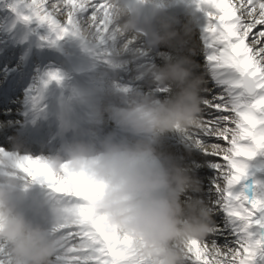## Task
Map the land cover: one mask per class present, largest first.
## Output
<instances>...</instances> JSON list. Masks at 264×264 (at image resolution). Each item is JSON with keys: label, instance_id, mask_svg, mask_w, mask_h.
I'll list each match as a JSON object with an SVG mask.
<instances>
[{"label": "clouds", "instance_id": "1", "mask_svg": "<svg viewBox=\"0 0 264 264\" xmlns=\"http://www.w3.org/2000/svg\"><path fill=\"white\" fill-rule=\"evenodd\" d=\"M105 4L111 14V36L136 32L138 21L129 0H105ZM139 4L156 8L155 0H139ZM154 23L155 29L147 28L151 43L171 45L178 36L172 23L160 14ZM75 37L86 47L93 45L87 30ZM141 75L166 94L129 91L119 105L103 111L93 105L92 128L74 133L62 154L47 161L58 176L80 175L87 181L92 188L90 210L103 218L108 231L130 241L136 259L146 264H185L192 243L204 242L213 227L202 201L182 199L197 191L198 185L185 167L161 149V139L166 133L185 134L202 126L204 80L194 73L187 57L149 65ZM105 112L121 135L95 132ZM21 159L16 152L0 153V259L3 264H53L54 230L35 222L24 210L25 186L30 181L17 167ZM54 211L63 216L62 209ZM221 253L217 246L207 251L209 257Z\"/></svg>", "mask_w": 264, "mask_h": 264}, {"label": "snow or ice", "instance_id": "2", "mask_svg": "<svg viewBox=\"0 0 264 264\" xmlns=\"http://www.w3.org/2000/svg\"><path fill=\"white\" fill-rule=\"evenodd\" d=\"M30 13L22 17L46 25L60 39L92 34L96 45L113 40L111 14L105 0H19ZM205 12L204 29L206 74L220 91L202 96V126L185 134L192 143L224 163L216 162L218 205L235 222L237 248H227L216 257L207 254L209 244L193 242L188 249V264H251L258 247H264V187L253 190L234 186L246 178L243 162L264 149V0H195ZM15 7V6H13ZM90 12V15H87ZM67 17L61 22L57 16ZM57 79L55 75L51 77ZM161 92L165 90L160 89ZM205 92L208 89L204 88ZM212 109L208 119L205 109ZM232 124L234 127L226 125ZM201 136L223 140L210 146L200 143ZM210 147V150H209ZM17 167L27 176L47 182L53 192L68 197L55 233L53 264H146L135 258L130 241L106 229L87 203L92 188L80 175L58 176L47 160L24 156ZM211 246H216L214 243ZM203 258V259H202ZM3 264V259H0Z\"/></svg>", "mask_w": 264, "mask_h": 264}, {"label": "bare ground", "instance_id": "3", "mask_svg": "<svg viewBox=\"0 0 264 264\" xmlns=\"http://www.w3.org/2000/svg\"><path fill=\"white\" fill-rule=\"evenodd\" d=\"M156 1L164 7V3L161 0H156ZM8 2H9V0H0V37H2L5 40L8 39L9 36H7V35L9 33L7 34L6 32L10 31V29H14L15 34L24 35V36H25V32L28 30V32H30V33H37L39 35L40 43H42V44H43V42L51 43V44L59 45V47H60L59 48L57 46V47H53V48H47V49H49V51L47 50V51L40 53V54H34L33 63H35V66H36V63L40 60H42L41 61L42 64L45 61L44 63L45 64L47 63L48 65H50V63L57 62L56 54H59V55H60V53L65 54V50L63 48L62 42H64L66 39H71V40L77 39L73 35H65L62 39H56L55 35L49 31V29L46 25L39 24L34 19H30L28 21H25L22 18L24 16L30 15V13L26 7L21 6V3L19 2V0H16V2L13 5H9ZM233 2H234V0H233ZM184 3H185L184 0H176L175 8L177 9V12L175 10V20L173 21V26L176 27V25L177 26L180 25V26H182V28H184L185 22H187L188 19H190V18H195V19L197 18L198 19L197 24H199V25L203 24L204 25L202 18L200 16H197L194 14L193 7H192V9L187 8L189 5L188 4L189 2L185 5H184ZM174 4H175V2H174ZM194 4H195V0H193V2H192L193 6H194ZM13 6H15V7H13ZM17 7H18L19 12H18V10H16ZM13 9H15L16 12H13ZM57 19L60 20L61 22H64V21H66L67 17L65 15L64 19H61L60 17H57ZM205 27L206 26L204 25L203 28H200L199 30L197 29L200 36H198V37L194 36V39H196V40H198V38H199V41H196V40L194 41L195 47L197 49H202V51H205V48L201 42V41H203ZM262 27L263 26H257V29H255L254 31H258ZM122 38L121 39L120 38H114L113 39L114 43H112V45L110 47H108V45H105L104 52H110L109 48H112L111 49L112 54L116 53L115 56L124 57L125 53L123 54V52L121 50L123 43H121V41H120V40H122ZM5 43H6V47H8L9 44L11 43V41L9 42V44H8V41H6ZM15 43H17V40L15 41ZM24 43L29 45L30 40L28 37H26ZM18 46H20V41H18ZM128 52H129V50L126 51V54H128ZM100 58L104 59V60H110V59H105L104 57H100ZM66 60H69V56L66 57ZM196 60H198V62L195 64H192L193 69H194V73L203 78V80H204L203 87L204 88L206 87L208 89V91H209V89H211V90H216L219 92L220 90L213 86L209 77L206 74L205 59L203 57H200V59H196ZM72 61L74 64H72L71 68H68L67 66H65V64L63 63L62 60H61L62 63L58 62L57 64L60 65L61 67H63L62 66V64H63L64 68L67 67V69L72 70V72L79 70V72H80L79 74H83V75L77 77V79H81L82 81L87 80V81H89L88 84L91 85L92 87H94V89H92V91H91V98L94 97L95 87L99 86L100 89L98 90L97 93L95 92L97 94V97L99 98L100 96L104 95V96H102L103 102L109 101L110 97H108L107 92L102 90V86L100 85L101 84L100 79L106 80V76L112 75L114 73V71L109 69V68L105 69V67H96V68L90 67L87 70H80V69L87 68L86 65H88V64H86V62L80 63L79 59L76 58L75 56H72ZM130 62H131V64L129 67L132 66L131 67L132 71L129 73V75L131 77H134V76L136 77V75L141 74L143 72V70H144V64L143 63L141 64L140 62H134L133 60ZM111 63H114L115 68L117 67L119 69L123 66V64H125L124 61L122 60V58L116 60L115 62L111 61ZM20 64H22V61L18 62V65L16 64L14 66L15 68L18 69L19 72H20V70H22V69H20L22 66ZM11 70L12 69L7 70V67H6V69L2 73H5V71L10 72ZM50 71L51 70L49 69L46 72V74ZM44 75L45 74L43 73L42 76H44ZM49 75H50V73L47 74V76H49ZM98 75H101V77H98ZM141 80L146 86H150V83H149V80L147 77L142 76ZM16 81H18V80H16ZM107 83H105V84H107ZM70 86H69V92L71 93L70 99L79 100V97L75 98L72 96V92L74 90H77L76 86L75 85H70ZM36 87L37 86H30V92H32ZM133 88L139 89L140 86H133ZM11 92H15V91L13 89H9L7 91L8 94H11ZM205 95H206V92L203 91L202 96H205ZM209 99H210V97H209ZM7 102L8 101L3 100L4 104H7ZM212 111H213L212 109L206 108L204 113H203V118L208 119V113H210ZM193 131H195V129H193ZM215 140L216 139L214 137L213 138L208 137V136H201L200 137V143L202 145H205V146H207V145L210 146L211 144L215 143L214 142ZM209 149H210V147H209ZM260 151L262 154L264 153V149H260ZM172 152L174 154H180V152L177 150V148H173ZM201 158H202V156H200V154L198 152H195L192 150L191 152L184 154V159L181 156V159L178 160L177 162H179L182 166H189V168H187V170L189 171L190 175L195 179V181L198 185L197 191L190 192L191 193L190 195L193 196V198L189 197V199H199L200 201L207 203L209 208H215V210L209 211L211 222H212V227H213V230H219L217 228L214 229V226L218 225L219 227H221L222 233L218 235L214 231H212L210 234H208L205 237V242L209 244V247H211V244H213V243L215 244L217 241H220V244L217 247H220L222 249V253L224 251H226L227 248L239 249V245L236 244L237 236L234 232L235 222L225 213V211L217 203V201L219 199V194L216 191V185L217 184H214L213 187L211 186V185H213L212 183L215 182L213 180L218 179L217 172H213V171L207 172L211 176L212 182L210 179L207 180L206 176H204V174H203V172H206V171H204L202 169L204 167H208V165H210L211 161H213V160H204V159L201 160ZM254 161H258L257 157H254ZM182 162H184V163H182ZM199 165H203V166L199 167ZM261 166H264V165L259 164L258 167L255 169V171L259 170L261 168ZM263 171H264V169H263ZM20 174L24 178H27V180L30 181V184H32L30 186H35L40 190L42 189V190L46 191L44 193H46L47 195L54 196V194H53L54 192L48 186L47 182H45L39 178H36V179H39V182H36V181H34L35 179H31V177L27 176L23 172H21ZM260 174L261 173L258 172V173L253 175L254 178H257V180L259 181L258 184L256 183L257 185L255 186L254 190H258L259 188L264 187V176H263V178H260V176H261ZM204 180L207 181V183ZM251 180H252V178H251ZM205 186H207V187H205ZM234 189H237V185L234 186ZM237 190H239V189H237ZM61 198L65 199L66 201H69L68 197L64 194H61ZM215 211H217V213L215 215H212L213 212H215ZM220 235H222L221 239L218 238ZM263 249H264V247H258L255 250V254L251 258V264H259L258 263V257H259L260 252H262ZM185 264H188V262L185 261Z\"/></svg>", "mask_w": 264, "mask_h": 264}, {"label": "rangeland", "instance_id": "4", "mask_svg": "<svg viewBox=\"0 0 264 264\" xmlns=\"http://www.w3.org/2000/svg\"><path fill=\"white\" fill-rule=\"evenodd\" d=\"M16 0H9V5L11 4H14V2H15ZM46 2L47 3H53V0H46ZM13 12H16V10L15 9H13ZM87 15H89V13L87 14ZM226 126H228V127H234V125H232V124H228V125H226ZM217 142H219V143H221L222 145H224V146H227L226 145V142L225 141H223V140H220V141H217L216 140V143ZM208 154H210V155H212L211 153H209L208 152ZM212 157H213V161L212 162H222V163H224L221 159H220V157H217V156H214V155H212ZM212 169H216L215 167H214V165H211L210 166V168H209V170H212ZM205 174V173H204ZM208 178L210 177V176H208V175H206ZM214 181H216V180H214ZM205 182H207V181H205ZM207 199V198H206ZM208 200V199H207ZM203 204L209 209V207H208V205H207V203H204L203 202ZM210 209H215V208H210ZM216 227V226H215ZM218 229L219 230H215L216 232L215 233H218V234H220L221 233V227H218ZM219 244L220 243H217L216 245L217 246H219ZM222 246V245H221Z\"/></svg>", "mask_w": 264, "mask_h": 264}]
</instances>
